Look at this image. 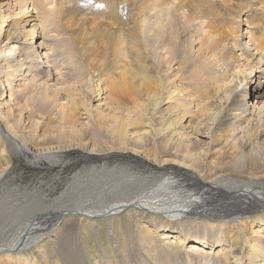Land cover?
Returning a JSON list of instances; mask_svg holds the SVG:
<instances>
[{
	"label": "bare ground",
	"instance_id": "6f19581e",
	"mask_svg": "<svg viewBox=\"0 0 264 264\" xmlns=\"http://www.w3.org/2000/svg\"><path fill=\"white\" fill-rule=\"evenodd\" d=\"M58 1L0 0V178L88 167L0 182V264H264V0Z\"/></svg>",
	"mask_w": 264,
	"mask_h": 264
},
{
	"label": "rangeland",
	"instance_id": "374dc122",
	"mask_svg": "<svg viewBox=\"0 0 264 264\" xmlns=\"http://www.w3.org/2000/svg\"><path fill=\"white\" fill-rule=\"evenodd\" d=\"M58 4L59 1L54 0V6H58ZM30 10H33L32 6L30 7ZM80 19V16H75L71 25L80 26ZM69 26L70 25L67 23V15H63V18L55 23L45 22L43 20H39L37 23L38 29L59 36L60 40H65L66 35L70 33ZM61 68L62 67L59 69ZM64 155L65 157L74 159L77 154L65 153ZM12 159V163L10 164L11 170L8 175L0 178V182L3 186H11L20 193H25L28 190H35L38 193L41 192V194H45L50 188L56 186V191L60 194L64 191L66 184L70 182L71 178L76 173L88 167L87 162H80L75 159L64 168L49 167L46 164L41 167H27L22 156H15ZM94 164L99 165L101 163L98 162L97 164L96 162ZM110 164L112 163L110 162ZM132 217H135V215H132Z\"/></svg>",
	"mask_w": 264,
	"mask_h": 264
}]
</instances>
